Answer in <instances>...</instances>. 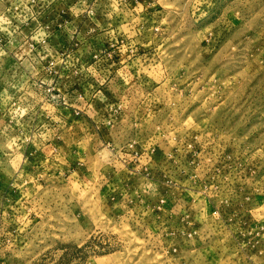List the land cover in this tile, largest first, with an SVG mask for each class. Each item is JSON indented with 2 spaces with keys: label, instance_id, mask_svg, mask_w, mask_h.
Listing matches in <instances>:
<instances>
[{
  "label": "rangeland",
  "instance_id": "obj_1",
  "mask_svg": "<svg viewBox=\"0 0 264 264\" xmlns=\"http://www.w3.org/2000/svg\"><path fill=\"white\" fill-rule=\"evenodd\" d=\"M0 264H264V0H0Z\"/></svg>",
  "mask_w": 264,
  "mask_h": 264
}]
</instances>
